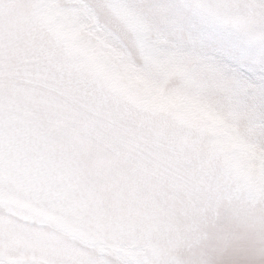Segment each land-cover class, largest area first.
Instances as JSON below:
<instances>
[{"label":"snow or ice","instance_id":"1","mask_svg":"<svg viewBox=\"0 0 264 264\" xmlns=\"http://www.w3.org/2000/svg\"><path fill=\"white\" fill-rule=\"evenodd\" d=\"M201 26L264 72V0H0V264H264V181L107 72L118 57L264 148V83L232 65L264 78Z\"/></svg>","mask_w":264,"mask_h":264},{"label":"rangeland","instance_id":"2","mask_svg":"<svg viewBox=\"0 0 264 264\" xmlns=\"http://www.w3.org/2000/svg\"><path fill=\"white\" fill-rule=\"evenodd\" d=\"M201 28L205 32L218 35L231 47L237 57L245 58L248 67L254 69L255 76L264 78V72L259 71L256 65L251 63L257 55L254 47L222 30L207 26H201ZM113 59L114 65L107 72L118 87L130 96L151 105L180 110L194 125L201 127L214 139L217 149L229 161L243 159L245 161L244 172L250 177L264 181V159L260 156L264 153L262 150L264 148L251 144L243 129L231 123L210 105L194 102L183 93L169 92L134 68L123 63L118 57H113ZM232 66L238 69V74L242 78H250L251 82L255 84L264 83V79H255L252 72L240 69L235 64ZM161 70L167 74L181 71L177 66H164ZM254 151L259 152L260 155L254 153ZM251 161H255V166L250 163ZM234 231L235 244L242 243L250 237L249 231L242 225H236Z\"/></svg>","mask_w":264,"mask_h":264},{"label":"clouds","instance_id":"3","mask_svg":"<svg viewBox=\"0 0 264 264\" xmlns=\"http://www.w3.org/2000/svg\"><path fill=\"white\" fill-rule=\"evenodd\" d=\"M262 155H264V153H262ZM230 163H231L232 166L235 167L236 169H238V170H240V171H244L245 161H244L243 159L232 160V161H230Z\"/></svg>","mask_w":264,"mask_h":264},{"label":"trees","instance_id":"4","mask_svg":"<svg viewBox=\"0 0 264 264\" xmlns=\"http://www.w3.org/2000/svg\"><path fill=\"white\" fill-rule=\"evenodd\" d=\"M258 150H259V149H258ZM262 150L264 151V149H262ZM254 153L259 154V152H255V151H254ZM257 154H256V155H257ZM259 155H260V154H259ZM260 156L263 157V159H264V156H262V155H260Z\"/></svg>","mask_w":264,"mask_h":264}]
</instances>
